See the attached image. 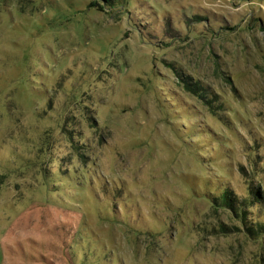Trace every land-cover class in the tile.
Wrapping results in <instances>:
<instances>
[{
	"label": "rangeland",
	"instance_id": "1",
	"mask_svg": "<svg viewBox=\"0 0 264 264\" xmlns=\"http://www.w3.org/2000/svg\"><path fill=\"white\" fill-rule=\"evenodd\" d=\"M254 141L264 0H0V264H264L204 197Z\"/></svg>",
	"mask_w": 264,
	"mask_h": 264
},
{
	"label": "trees",
	"instance_id": "2",
	"mask_svg": "<svg viewBox=\"0 0 264 264\" xmlns=\"http://www.w3.org/2000/svg\"><path fill=\"white\" fill-rule=\"evenodd\" d=\"M100 8V7H99ZM184 81L187 86L192 88L195 91H198L203 97L206 95L204 88L201 85L189 81L190 78L184 77ZM231 113V112H229ZM258 143L255 144L254 141V153L250 159L251 170L250 174H247L243 171L246 184V195H238L233 192L228 183L219 189V186H213L212 189H208L204 197L208 199L211 204V207L215 210L226 211L228 217L232 220V224H218V227H214L211 233H221L223 235L238 234L243 235L246 239L256 241L262 240L264 237V190L261 189L257 176L261 173L262 163L260 162V155L258 156L257 150ZM83 168L76 169V179L72 180L69 177H58L54 186H64V182L70 181L73 186L79 187L84 193L87 187H84L87 182L83 178L84 173H88L86 165L84 162ZM67 180V181H65ZM85 182V183H84ZM84 183V184H83ZM261 183V182H260ZM90 185V184H89ZM71 202H77L70 198ZM256 209L257 211L253 212L252 210ZM262 211V212H261ZM58 238V236H57ZM61 238H58L60 240ZM63 244V240L61 242ZM72 244V242H71ZM66 254V253H65Z\"/></svg>",
	"mask_w": 264,
	"mask_h": 264
}]
</instances>
